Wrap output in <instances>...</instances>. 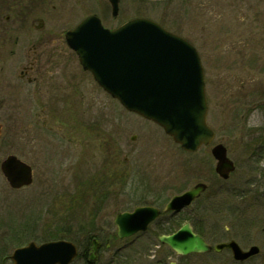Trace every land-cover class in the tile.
Wrapping results in <instances>:
<instances>
[{
    "label": "rangeland",
    "instance_id": "rangeland-1",
    "mask_svg": "<svg viewBox=\"0 0 264 264\" xmlns=\"http://www.w3.org/2000/svg\"><path fill=\"white\" fill-rule=\"evenodd\" d=\"M13 1L18 10L26 7L28 22L39 12L49 39H65L68 30L97 15L110 29L147 18L187 40L201 57L214 144L227 147L237 169L228 181L220 180L212 146L192 154L182 151L156 124L126 112L89 76L85 95L77 101L89 106L83 105L89 109L90 135L77 132L75 166L65 171L56 145L45 142L37 149L45 170L35 173L42 186L0 199V244L8 242L6 255L30 241L66 239L79 248L72 264H87V240L95 235L105 241L114 234L118 212L143 205L164 208L203 182L209 186L206 194L160 223L177 228L189 222L212 245L234 240L243 250L257 246L260 253L241 264H264V0H120L116 18L107 0ZM62 69L76 77L85 73L70 53ZM157 235L154 226L113 241V251L103 252L97 264H157L155 255L174 262L168 248L158 249ZM118 247L123 249L119 253ZM183 262L239 264L228 251L188 256Z\"/></svg>",
    "mask_w": 264,
    "mask_h": 264
},
{
    "label": "water",
    "instance_id": "water-1",
    "mask_svg": "<svg viewBox=\"0 0 264 264\" xmlns=\"http://www.w3.org/2000/svg\"><path fill=\"white\" fill-rule=\"evenodd\" d=\"M112 15L119 12L120 0H108ZM167 1V0H143ZM69 47L74 50L85 71L123 107L146 120L159 125L180 147L190 153L202 146H209L215 133L208 126V102L204 71L200 56L193 45L158 23L146 19H133L115 30L103 27L97 16L84 19L75 29L66 33ZM216 173L228 180L235 165L227 156V148L218 144L213 147ZM28 169V170H26ZM2 171L15 187L31 182L30 169L16 158L4 162ZM207 190L199 183L187 192L174 196L163 213H178L189 207ZM161 211L154 207H138L133 212L120 213L115 218L117 237L130 238L145 232ZM181 255L220 253L230 250L236 261L244 262L257 256V246L244 251L230 241L214 247L194 233L190 224L176 233L158 238ZM98 243L90 255L96 259ZM78 251L67 241L49 242L17 249L12 255L14 264H71Z\"/></svg>",
    "mask_w": 264,
    "mask_h": 264
},
{
    "label": "flooded vegetation",
    "instance_id": "flooded-vegetation-1",
    "mask_svg": "<svg viewBox=\"0 0 264 264\" xmlns=\"http://www.w3.org/2000/svg\"><path fill=\"white\" fill-rule=\"evenodd\" d=\"M14 4L13 0H0V199L13 194L25 195L35 185L36 188L42 186L41 182H36L35 173L41 168L45 170L44 159L37 150L45 142L56 145L59 166L70 171L75 166L77 132L90 135L86 131L89 109L85 110L83 105H87L78 102L77 98L80 94L85 95L83 88L89 76L92 78L91 74L85 72L76 77V73H63L64 57L69 53L75 56L66 39L46 38L39 12L33 21L28 22L26 7L18 10ZM99 90L102 91L100 87ZM78 115L82 116L83 123H80ZM9 158H16L30 169L31 184L15 187L7 180L2 166ZM143 206L163 210L154 205ZM178 215H161L162 219L153 224L159 228L166 227L160 223L161 220L168 221ZM116 232L109 233L105 242L102 238H95L99 247L97 255L113 251ZM7 244V241H2V246L0 244V264H13L11 256L6 255ZM93 247V243L89 244L87 252H91ZM163 247L169 249V259H175L170 264H184L181 261L186 256L167 246H159L158 249ZM115 250L119 253L123 249L118 247ZM155 256L157 264H168L163 256ZM86 260L91 264L88 258Z\"/></svg>",
    "mask_w": 264,
    "mask_h": 264
},
{
    "label": "trees",
    "instance_id": "trees-1",
    "mask_svg": "<svg viewBox=\"0 0 264 264\" xmlns=\"http://www.w3.org/2000/svg\"><path fill=\"white\" fill-rule=\"evenodd\" d=\"M246 214H248L247 211H246ZM177 226H178V225H177ZM179 227H180V225H179ZM174 228H175V226L171 224V225H169V226L166 228V230H162V231H160V232L168 234V233L171 232L172 229H174ZM194 230H195L196 233H198V234H200L201 236L205 237V235L202 233V231H200L198 228L194 227ZM93 237H94V236H91V237H89V239L87 240L86 248H88V245L90 244V242H91V240H92Z\"/></svg>",
    "mask_w": 264,
    "mask_h": 264
}]
</instances>
